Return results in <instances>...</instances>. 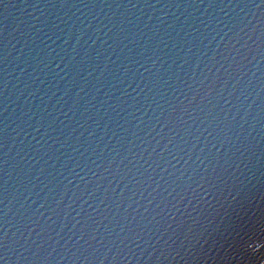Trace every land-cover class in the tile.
Listing matches in <instances>:
<instances>
[{"label": "water", "instance_id": "obj_1", "mask_svg": "<svg viewBox=\"0 0 264 264\" xmlns=\"http://www.w3.org/2000/svg\"><path fill=\"white\" fill-rule=\"evenodd\" d=\"M213 57L223 68L207 82ZM222 145L255 211L262 0H0V264H153L152 247L121 238L155 225L156 205Z\"/></svg>", "mask_w": 264, "mask_h": 264}, {"label": "snow or ice", "instance_id": "obj_2", "mask_svg": "<svg viewBox=\"0 0 264 264\" xmlns=\"http://www.w3.org/2000/svg\"><path fill=\"white\" fill-rule=\"evenodd\" d=\"M262 4H264V0H262ZM228 54L219 53L224 59L228 58ZM211 59L214 63L209 68L210 74L204 79L208 82L215 77L219 81L220 69H216V64H220L221 69L223 64L215 57ZM213 69H216L215 72ZM82 72H78L79 77ZM88 75L91 76V72ZM83 79L86 84L90 83L86 77ZM202 86L204 85L202 84ZM204 87H211V85L207 84ZM82 99L76 98L74 107H78ZM172 107L173 111L177 110L175 106ZM185 111L187 110L185 109ZM169 123H171V118L168 123L164 124V127H168ZM186 131L192 135L191 129H186ZM176 134L180 135L178 132ZM167 139L168 144L165 145L164 152H167L168 145L174 142L171 138ZM180 139L184 140V137L181 136ZM160 142L158 141V143ZM122 143H126L124 138H122ZM185 143L187 144L188 141ZM213 147L215 148V145ZM180 150L187 152L183 147ZM222 153L223 145L215 153H209V156L206 157L210 161L209 166L200 167L203 169L202 172L195 170L194 175L188 178L190 183H177L176 188L168 192V197L156 205L161 211L158 213L160 219L156 221L155 225L151 228L140 225V231L130 229L128 234L121 238V243L127 242L136 247H140L141 243L148 244L152 247L148 260L153 264H162L163 261L174 259L176 256L183 259L185 264H208V261L212 260L211 253L216 251L217 247L223 249L225 255L223 260L219 262L213 260L212 264H264V189L260 191L258 197L260 206L255 211L248 208L246 201L251 202L256 197L252 195L251 190L241 187L242 181L239 180V177L234 178L227 160H224L223 164L220 162L223 157L219 154ZM201 165H203V161H201ZM105 170L107 171V169ZM150 179L154 180L151 177ZM2 187L5 191L7 190L6 186ZM165 191L168 190L165 189ZM144 198L147 199V197ZM101 202L103 203V201ZM148 203L151 205L156 201L150 199ZM119 207L122 208L123 204H120ZM129 207L131 206L129 205ZM145 211H148V208H145ZM218 218L221 224L227 225V227L208 230L206 224H215ZM225 233H227L226 236ZM84 234L82 233L81 238ZM110 235L112 232L102 236L98 243L103 244ZM6 239L7 233L5 232L3 237H0V246H6ZM93 240H97V236H91L86 243L92 246ZM233 252L235 255H229ZM251 255H254L255 259H252Z\"/></svg>", "mask_w": 264, "mask_h": 264}]
</instances>
